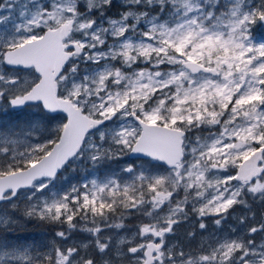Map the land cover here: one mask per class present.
Masks as SVG:
<instances>
[{"label":"snow or ice","instance_id":"6c2138e0","mask_svg":"<svg viewBox=\"0 0 264 264\" xmlns=\"http://www.w3.org/2000/svg\"><path fill=\"white\" fill-rule=\"evenodd\" d=\"M257 24L264 0H0V264H264Z\"/></svg>","mask_w":264,"mask_h":264},{"label":"rangeland","instance_id":"374dc122","mask_svg":"<svg viewBox=\"0 0 264 264\" xmlns=\"http://www.w3.org/2000/svg\"><path fill=\"white\" fill-rule=\"evenodd\" d=\"M253 33H256L257 39H260V38L264 37V28L260 24H257L256 26H254ZM9 118L11 119V117H6L5 118V121L7 119H9ZM137 163H139V161ZM65 175L68 176L71 179L72 177L75 176V173L69 172V173H65ZM230 223H233L234 224V221H230ZM28 225L30 226V228H28ZM49 228H52V227L51 226H48V225H42V224H40L38 222H27V223H22L21 227L18 229L17 232H20L22 234H25V233L28 232V229L29 230H35V229H49ZM40 235H43L44 236L43 233H40ZM14 236H16V233H14ZM17 236L21 240H26L29 243H31V241L29 239H26L24 236H22V235H17ZM41 239H43V238H41ZM46 240L47 239H44L40 244L45 243ZM71 242L72 241H70V243Z\"/></svg>","mask_w":264,"mask_h":264},{"label":"flooded vegetation","instance_id":"af4514ba","mask_svg":"<svg viewBox=\"0 0 264 264\" xmlns=\"http://www.w3.org/2000/svg\"><path fill=\"white\" fill-rule=\"evenodd\" d=\"M52 231H53L52 228L28 230V232L26 233V236H27L28 233H33L34 237L32 238V240L35 241L37 244H40L44 239H47L46 242H45V243H47L49 240L52 239ZM40 233H43L45 237L43 235H40ZM41 238H43V239H41ZM79 238H80V234H76L73 237V241L74 240L78 241Z\"/></svg>","mask_w":264,"mask_h":264},{"label":"trees","instance_id":"16d2710c","mask_svg":"<svg viewBox=\"0 0 264 264\" xmlns=\"http://www.w3.org/2000/svg\"><path fill=\"white\" fill-rule=\"evenodd\" d=\"M254 36H256V33H253ZM7 116H4L3 114H0V120H4ZM10 119V118H9ZM8 120V119H7ZM28 228H30V226L28 225ZM29 230V229H28ZM22 233L20 232H16V237H18L17 235H21ZM34 237L33 233H28L27 236L25 237L26 239H29L31 242H33L32 238Z\"/></svg>","mask_w":264,"mask_h":264},{"label":"water","instance_id":"95a60500","mask_svg":"<svg viewBox=\"0 0 264 264\" xmlns=\"http://www.w3.org/2000/svg\"><path fill=\"white\" fill-rule=\"evenodd\" d=\"M264 27V26H263Z\"/></svg>","mask_w":264,"mask_h":264}]
</instances>
